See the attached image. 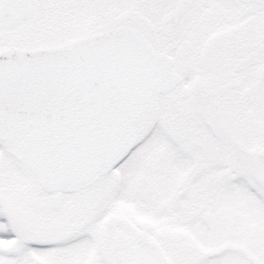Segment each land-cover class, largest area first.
I'll return each mask as SVG.
<instances>
[{"label":"snow or ice","instance_id":"6c2138e0","mask_svg":"<svg viewBox=\"0 0 264 264\" xmlns=\"http://www.w3.org/2000/svg\"><path fill=\"white\" fill-rule=\"evenodd\" d=\"M0 264H264V0H0Z\"/></svg>","mask_w":264,"mask_h":264}]
</instances>
